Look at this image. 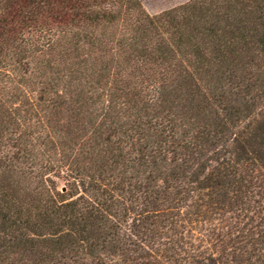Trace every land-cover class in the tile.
Instances as JSON below:
<instances>
[{
    "label": "trees",
    "instance_id": "trees-1",
    "mask_svg": "<svg viewBox=\"0 0 264 264\" xmlns=\"http://www.w3.org/2000/svg\"><path fill=\"white\" fill-rule=\"evenodd\" d=\"M0 264H264V0H0Z\"/></svg>",
    "mask_w": 264,
    "mask_h": 264
},
{
    "label": "rangeland",
    "instance_id": "rangeland-1",
    "mask_svg": "<svg viewBox=\"0 0 264 264\" xmlns=\"http://www.w3.org/2000/svg\"><path fill=\"white\" fill-rule=\"evenodd\" d=\"M142 4L143 9L154 15L160 14L166 10H169L174 7H178L189 0H139ZM59 188H61L65 181L63 179L57 180Z\"/></svg>",
    "mask_w": 264,
    "mask_h": 264
}]
</instances>
